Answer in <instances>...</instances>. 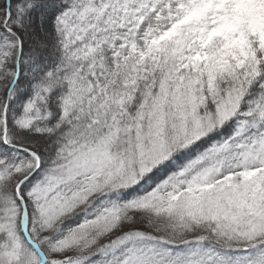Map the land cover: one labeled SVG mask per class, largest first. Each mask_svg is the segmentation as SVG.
<instances>
[{
	"label": "snow or ice",
	"instance_id": "obj_1",
	"mask_svg": "<svg viewBox=\"0 0 264 264\" xmlns=\"http://www.w3.org/2000/svg\"><path fill=\"white\" fill-rule=\"evenodd\" d=\"M0 264H264V0H0Z\"/></svg>",
	"mask_w": 264,
	"mask_h": 264
}]
</instances>
